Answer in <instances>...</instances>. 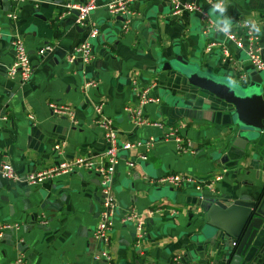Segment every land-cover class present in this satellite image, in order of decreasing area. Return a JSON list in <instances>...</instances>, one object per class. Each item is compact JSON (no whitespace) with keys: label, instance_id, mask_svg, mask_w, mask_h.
Segmentation results:
<instances>
[{"label":"crops","instance_id":"obj_1","mask_svg":"<svg viewBox=\"0 0 264 264\" xmlns=\"http://www.w3.org/2000/svg\"><path fill=\"white\" fill-rule=\"evenodd\" d=\"M82 1L86 0H0V118H6L0 119V163H10L20 175L77 157L104 164L106 143L95 110L100 102L102 114L111 119L117 131L119 144L144 142L149 137L154 143L143 146L147 150L144 161L135 158L143 149L121 152L112 179L117 209L107 246L94 237L101 209L99 179L94 171L77 168L41 185L0 177V264H13L20 255L25 264H170L174 254H180L187 264H229L232 243L239 240L224 238L219 231L211 244L202 241L200 229L206 215L197 205L201 199L198 193L188 186L175 189L153 181L169 173L199 179L220 173L222 179L213 193L204 190L200 195L225 202L248 195L257 198L264 193V183L255 178L257 164L250 155L236 165L224 161L234 136L206 115L209 96L175 82V75L160 67L179 58L190 67L242 87L253 78L264 81V72L255 71L245 51L222 34L215 36L219 43L207 51L209 36L203 33L199 18L172 16L167 1L134 0V14L126 30L123 16L108 13L109 0H97L87 25L75 23V12L60 17L68 2ZM226 3L227 15L233 21L231 32L240 20L264 24V0ZM206 9L210 12L211 8ZM92 26L99 28V33L89 39ZM16 39L23 40L33 68L26 82L18 76L10 78L4 69L14 59L12 43ZM87 40L94 60L89 64L68 62L73 47ZM221 43L228 47L230 58L224 59ZM47 44L50 50L40 55L39 49ZM259 44L264 46L262 36ZM133 79L139 86L153 85L151 96L159 101L143 106V115L165 126H180L183 149L165 139L163 129L132 123L126 107L137 102ZM89 80L97 85L87 87ZM50 101L70 105L75 120L53 115L47 106ZM57 143H63L60 153L53 149ZM128 160L136 163L129 166ZM131 212L144 221L145 237L139 246L135 245V223L123 221ZM250 236L241 249L252 252L256 246L249 264H264V222L258 221L249 242ZM102 248L112 261L94 260Z\"/></svg>","mask_w":264,"mask_h":264},{"label":"built area","instance_id":"obj_2","mask_svg":"<svg viewBox=\"0 0 264 264\" xmlns=\"http://www.w3.org/2000/svg\"><path fill=\"white\" fill-rule=\"evenodd\" d=\"M21 1V0H14ZM167 1L171 8V15L180 17L181 15H196L201 23L203 33L209 36V40L205 46L207 51H211L219 41L215 36L222 34L213 30V18L206 7L212 8V5L217 0H164ZM97 0H86L78 3L68 2L64 11L60 14H71L75 12V23L84 26L89 22V15L97 7ZM134 0H109L106 3V9L112 16L121 15L124 17L123 29H127V25L131 16L134 14L133 7ZM13 17V15H12ZM249 20H240L235 25V30L231 32L229 36L225 38L236 46L240 50H244L247 55V60L255 71H264V46L259 44V38H264V24H261V33L256 34L250 31L246 22ZM99 33V28L92 26L89 31V39H93ZM14 51V59L12 63L4 67L5 72L10 78L19 77L21 82H26L31 78L33 68L28 58L26 46L22 39H16L12 43ZM50 46L44 45L38 51L40 55L50 50ZM221 49L224 59L230 58L229 49L226 44L221 43ZM93 47L90 40L84 41L73 47L70 53L67 55V61L75 63L77 60H81L84 64H89L94 60ZM3 64L0 56V68ZM132 90L136 96V105L126 107L127 112L131 115V121L136 127L152 126L164 130L163 137L165 139H172L178 145L179 149H183L181 145L184 140L183 135L180 133V126L174 127L172 125L165 126L162 122L153 121L143 115V106L159 101L158 97L151 96V86H139L138 81L132 80ZM96 81L89 80L86 83L87 87H95ZM50 112L56 116L68 117L71 121L75 120V113L70 105L58 102L50 101L47 104ZM96 112L99 114L98 124L102 130L103 138L106 143V149L104 156L106 162L102 165H96L95 159L90 157H77L75 159H64L58 162L56 165L49 166L43 169L32 171L26 175H20L16 172L13 166L8 162L0 163V177L13 182H25L31 185H41L53 177L61 174H69L77 168H85L87 170L94 171L99 179L100 187V205L101 209L98 213L97 225L94 230V237L103 246H107L109 243V233L114 224L113 217L116 213L117 202L113 194L112 179L115 174V168L121 160V152L129 151L131 149L142 150L143 146L150 147L154 143V138L149 137L146 141L136 142H122L119 144L117 139V131L113 126L111 119L105 117L102 114V103L100 102L95 106ZM29 118H33V115H29ZM6 120L4 116L0 118ZM55 152L60 153L63 149V143H57L53 145ZM136 160L144 161L147 159V150H142L136 155ZM135 160H128L127 164L133 166ZM222 179V174L217 173L209 179H199L197 177L182 174V173H169L157 178L153 183L161 185L171 186L175 189L182 188L183 186L191 187L198 193L199 197L203 199L206 196H201L200 193L204 190L209 193H213L215 185ZM161 210H164L162 207ZM174 214L175 211L172 210ZM133 221L136 226V240L135 245L139 246L142 239L145 237L144 221L141 215L136 213H129L123 221ZM3 237V226H0V240ZM233 248L237 246V242L233 241ZM94 260H104L110 262L111 255L105 250L101 251L93 256ZM13 264H25L24 256H18ZM170 264H187L184 258L180 254H174L171 257ZM211 264V263H209Z\"/></svg>","mask_w":264,"mask_h":264},{"label":"water","instance_id":"obj_3","mask_svg":"<svg viewBox=\"0 0 264 264\" xmlns=\"http://www.w3.org/2000/svg\"><path fill=\"white\" fill-rule=\"evenodd\" d=\"M174 60L181 63L183 70L175 68L172 61H165L160 69L168 70L170 74L175 75L174 78L177 79L175 82L205 92L209 96L205 104L206 115L212 122L226 127L227 132L234 136L230 151L224 155V161L231 160L236 165L250 155V159L257 164L253 168L255 178L264 183V81L259 77L253 78L248 85L242 87L224 77H215L205 71L200 72L195 69L198 67H188L184 61H178L179 58ZM232 150L238 153L233 154ZM244 197L231 202L215 197L197 201V205L206 215V223L200 229L203 242L211 244L219 231L223 232L224 238L239 240L234 251L228 255L226 262L229 264L251 262L257 247L253 246L252 252L246 253L241 248L249 234H251L249 242L255 235L258 221L264 222V209L261 208L264 193L254 199L252 195Z\"/></svg>","mask_w":264,"mask_h":264},{"label":"clouds","instance_id":"obj_4","mask_svg":"<svg viewBox=\"0 0 264 264\" xmlns=\"http://www.w3.org/2000/svg\"><path fill=\"white\" fill-rule=\"evenodd\" d=\"M227 11L226 0H217L210 9V14L215 17L213 21V30L222 33L225 36H229L233 28V21L227 15ZM246 24L251 32L256 34L261 33V25L258 22L249 20Z\"/></svg>","mask_w":264,"mask_h":264},{"label":"rangeland","instance_id":"obj_5","mask_svg":"<svg viewBox=\"0 0 264 264\" xmlns=\"http://www.w3.org/2000/svg\"><path fill=\"white\" fill-rule=\"evenodd\" d=\"M172 63H173V66L175 67V68H177V69H181V70H183V68H182V66H181V63H179V62H177V61H175L174 59L172 60ZM188 67H189V65H187ZM196 70H199L200 71V69H198V68H195ZM201 72V71H200ZM262 72H264V71H262ZM205 73H209L210 75L212 74L211 72H209V71H205ZM209 74H207V75H209ZM209 75V76H210ZM213 75V74H212ZM216 77V76H215ZM224 79H227V78H224ZM228 80V79H227ZM230 81V80H229ZM231 82V81H230Z\"/></svg>","mask_w":264,"mask_h":264}]
</instances>
